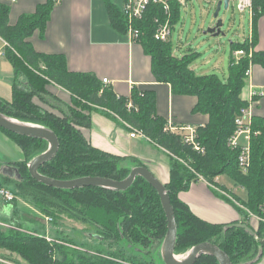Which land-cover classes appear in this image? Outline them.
Wrapping results in <instances>:
<instances>
[{"label":"trees","instance_id":"1","mask_svg":"<svg viewBox=\"0 0 264 264\" xmlns=\"http://www.w3.org/2000/svg\"><path fill=\"white\" fill-rule=\"evenodd\" d=\"M53 3L54 0H48L38 5L33 13L20 15L13 25L8 19L9 5L0 4V38L7 43L4 54L14 71L11 98L0 97V113L47 128L59 141L55 155L37 171L59 180L84 176L123 180L133 167L144 166L134 156L101 150L85 138L82 128L91 126V112L101 111L115 121L140 129L169 154V180L164 186L177 226L176 255L187 254L198 243L210 242L227 254L231 264L258 261L264 250V117L252 116V131L259 133L251 137L250 165L246 172L238 167V151L228 144V139L235 130L234 121L240 108L247 106V99L242 96L246 70L250 64H259L264 69V50H252L249 55L250 46L255 44L256 22L264 15V0H252V42L231 43L232 51L242 49L244 54L237 60L230 57L228 75L224 80L216 73L196 74L190 67L194 53L177 57L170 40L154 38L158 26L156 20L165 18L161 5L149 4L142 19L136 21L140 34L134 41L140 43L150 56L156 81L169 83L174 94L195 96L197 100L192 111L208 115V121L197 127L198 140L204 148L202 154L184 144L180 136L163 131L166 120L156 113L152 90L133 87L130 95L133 107L128 109V97L115 94L92 73L69 70L64 55L43 53L33 48L29 37L36 30L40 33L44 30ZM169 6L173 28L180 18V4L171 0ZM107 7L112 25L126 33L122 10L109 2ZM56 86L68 93L67 102L62 100V93H55ZM0 130L21 151L17 160L0 161V167L13 166L19 174L17 177L0 172V188H6L14 195L8 203L12 205L18 227L22 229V222H39L42 219L40 214L50 216V224L57 226L65 215L66 219L92 228L99 243L79 247L70 238L59 235L48 238L41 232L42 222L38 227H29V231L0 229V248L19 255L28 264H123L117 260L119 257L136 261L135 256H124L120 246L124 243L137 249L136 252L154 255L165 264L161 248L167 220L156 189L144 177L135 176L125 190L100 186L73 189L48 186L34 179L28 170L31 160L48 149V141L1 127ZM195 173L209 183L217 176L227 175L245 190L243 200L217 192L236 207L241 215L240 221L212 223L190 210L178 194L197 180ZM18 197L31 202L39 215L34 208L20 209ZM251 215L257 217L254 228L250 225ZM139 264L144 262L141 260ZM193 264L219 262L213 255L201 254Z\"/></svg>","mask_w":264,"mask_h":264},{"label":"crops","instance_id":"2","mask_svg":"<svg viewBox=\"0 0 264 264\" xmlns=\"http://www.w3.org/2000/svg\"><path fill=\"white\" fill-rule=\"evenodd\" d=\"M47 1L0 0V4L9 5L8 19L9 24L13 25L20 15L33 13L38 5ZM213 1L216 5L218 0ZM108 2L121 10L124 0H54L44 30L41 33L34 31L29 41L36 51L64 55L71 71L92 73L100 81L107 78L109 83L105 85L117 95L128 97L133 87L152 90L156 113L165 120L171 118L178 124L203 126L208 121V115L192 111L196 97L174 94L169 83L156 81L151 71V58L140 43L131 40L127 32H120L112 25ZM182 6L180 5V11ZM252 13L253 10H248L247 32L241 35L240 41L235 42H252ZM213 24V21L209 22V27ZM4 47L0 40V97L10 99L14 71L5 54L1 53ZM250 50H264V15L256 22L255 44L250 46ZM234 52L235 50H230L229 61L231 56L234 57ZM189 53L196 54L191 51ZM249 70V75L245 76L244 98H247L250 89L264 92L263 67L250 64ZM203 74L210 73L200 75ZM55 88V93H62V100L67 102L68 93L60 87ZM90 115L91 126L83 127L82 132L93 146L117 155L134 156L163 184L168 182L169 154L163 148L139 135L131 137L124 123L107 117L101 111H93ZM254 115L264 117V95L254 98L252 116ZM217 192L228 197H239L241 200L246 198L244 189L234 183L230 184L226 179L222 180L221 176H217L212 183L202 179L192 181L178 195L195 215L205 221H240L241 215L236 207L221 198ZM250 225L253 228L257 226L254 215L250 217ZM253 264H264V250L260 259Z\"/></svg>","mask_w":264,"mask_h":264},{"label":"rangeland","instance_id":"3","mask_svg":"<svg viewBox=\"0 0 264 264\" xmlns=\"http://www.w3.org/2000/svg\"><path fill=\"white\" fill-rule=\"evenodd\" d=\"M215 6L216 5L213 0H187L181 8L179 20L172 28L170 41L172 44L173 54L177 57H180L183 53H189L190 51L196 53L191 65L194 69L193 71L197 74L216 73L222 80H224L228 75V61L231 50V41H240L242 39L241 35L247 32L249 27V14L247 9L239 11L236 9L234 3L229 2L228 8L224 9L222 6L218 16L215 18L213 16ZM218 18L223 19L221 34L213 36L211 34L204 33V31L209 27V22L213 21V23H215ZM20 154V149L0 130V161L17 160L20 157ZM6 166L7 165H1L0 172H2L1 169ZM220 176L222 177V180L226 179L230 184L233 183L229 176ZM18 198H20L19 207L23 211L32 210V208H34V205L31 204V202L27 201L23 197ZM11 209L12 205L10 203L0 201V229L2 231H6L8 228L20 229L18 227L19 224H17L18 220L12 214ZM34 210L36 213L38 212L36 208H34ZM39 216L42 218L38 220L39 222L34 224L22 222L20 225L21 228L24 231H29L33 225L38 227L39 224L43 222L44 226L41 232L48 238L55 235L70 238L79 247L82 246V244H86L87 246L99 244L95 239L94 230L88 225L71 219H66L64 215V218L61 219L62 221H58L56 226L45 220V216L47 215L40 214ZM105 244L106 242L104 245ZM120 246L124 251L125 257H136V261L134 262L129 259L119 257L117 260L123 264H139V261L141 260L144 264H163L161 260H157L156 257L154 258V255L151 256L144 254L143 252H136L137 249L130 247L128 244L122 243ZM185 255L178 254L177 258L181 260L185 257ZM0 264L28 263L19 255L4 248H0Z\"/></svg>","mask_w":264,"mask_h":264},{"label":"water","instance_id":"4","mask_svg":"<svg viewBox=\"0 0 264 264\" xmlns=\"http://www.w3.org/2000/svg\"><path fill=\"white\" fill-rule=\"evenodd\" d=\"M228 3L229 0H218L213 12V16L215 18L218 16V13L222 6L224 9H227ZM222 25L223 19L218 18L212 26L208 27L204 31V33H208L213 36L220 35ZM0 127L10 132L43 138L48 141V149L33 158L28 165L30 175L37 181H40L48 186L61 189L100 186L110 189L125 190L131 185L135 176L140 175L144 177L148 181V183L156 189L167 220V231L161 248V257L165 264H193L201 254L213 255L218 260L219 264H231L227 254L215 244L210 242L198 243L189 250V252L183 259L180 260L177 258V255L174 253L177 226L169 195L165 189L164 184L145 166L142 165L133 167L130 171V174L123 180H114L111 178L99 176H84L69 180L50 178L40 174L37 169L41 164L50 160L57 152L59 141L55 133L47 128L38 125L20 122L2 113H0ZM1 170L4 174L19 177L18 171L13 166H6Z\"/></svg>","mask_w":264,"mask_h":264},{"label":"built area","instance_id":"5","mask_svg":"<svg viewBox=\"0 0 264 264\" xmlns=\"http://www.w3.org/2000/svg\"><path fill=\"white\" fill-rule=\"evenodd\" d=\"M9 2H15L16 0H8ZM170 1L171 0H124L121 10L126 19V32L130 36L131 40H135L139 37L140 31L136 27V21L142 19L146 8L149 4H159L162 6L165 12V18L162 21L156 20L158 26L154 33V38L161 41H167L171 35V25H170ZM180 5H184L187 0H175ZM229 2L234 3L236 9L239 11H243L245 9L252 12V0H229ZM4 45L7 43L0 38ZM4 54V51L1 52ZM244 54L242 49L235 50L234 57L237 60L241 55ZM251 54V50L249 51V55ZM249 68L245 72V76L249 75ZM102 83L108 84L109 81L107 78H103ZM263 91H256L254 89H250L247 95V106L240 108L239 113L235 117V130L232 135L228 139V144L231 147H234L238 151L237 162L238 167L242 172H246L250 165V148H251V137L252 135H256L259 131H252L251 128V120H252V106L254 102V98L257 96H263ZM128 109L133 107L132 100L130 96H128L127 104ZM136 110V107H135ZM124 123V122H123ZM126 127L129 128V135L134 137L139 135L144 137L145 139L150 140L140 129L132 127L128 125V123H124ZM163 131L166 133L178 135L181 137V140L184 144L190 146L193 150L204 153L203 146L199 143L198 140V131L197 127L190 124H178L175 123L171 118H168L163 125ZM184 164L188 165L186 161L179 159ZM197 175V179H204L202 176ZM216 178V177H215ZM207 181V180H206ZM208 182V181H207ZM14 198L13 193L1 187L0 188V201L9 202ZM253 216V215H251ZM256 217V216H255ZM257 218V217H256ZM46 221H51V218L45 216Z\"/></svg>","mask_w":264,"mask_h":264},{"label":"bare ground","instance_id":"6","mask_svg":"<svg viewBox=\"0 0 264 264\" xmlns=\"http://www.w3.org/2000/svg\"><path fill=\"white\" fill-rule=\"evenodd\" d=\"M209 185V184H208ZM210 187H212L211 185H210Z\"/></svg>","mask_w":264,"mask_h":264}]
</instances>
